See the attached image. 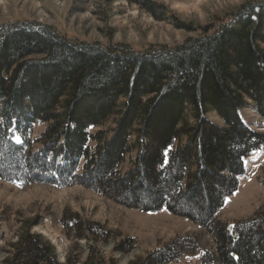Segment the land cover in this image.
I'll return each instance as SVG.
<instances>
[{"label":"trees","instance_id":"16d2710c","mask_svg":"<svg viewBox=\"0 0 264 264\" xmlns=\"http://www.w3.org/2000/svg\"><path fill=\"white\" fill-rule=\"evenodd\" d=\"M132 1L199 35L138 53L71 42L38 24L0 26V179L79 185L128 209L166 210L211 236L218 264H264V214L240 223L217 218L245 160L264 146V134L239 115L251 102L264 119V0L246 1L227 23L197 28L152 0ZM210 112L223 126L208 120ZM36 124L45 129L33 149ZM61 224L79 238L86 229L94 236L77 216ZM179 243L140 264L172 263L186 249ZM124 245L115 250L127 252ZM97 254L93 248L88 264H100ZM12 262L57 264L36 236L20 239Z\"/></svg>","mask_w":264,"mask_h":264},{"label":"rangeland","instance_id":"374dc122","mask_svg":"<svg viewBox=\"0 0 264 264\" xmlns=\"http://www.w3.org/2000/svg\"><path fill=\"white\" fill-rule=\"evenodd\" d=\"M152 1L170 18L197 28L229 22V15L248 0ZM26 23L50 28L71 42L138 53L174 48L199 35L198 31L179 30L170 21H157L129 0H0V26ZM239 115L252 131L264 134V119L251 102ZM206 117L223 126L214 112ZM44 129V125L34 126L33 149L38 148L35 139ZM244 166L238 190L217 215L222 222L240 223L264 214V146L249 155ZM71 215L86 227L90 225L94 236L87 229L80 238L78 229L67 231L61 221ZM102 230L108 232L106 240L99 237ZM32 236L51 248L57 264H88L93 248L100 264H140L148 254L174 240L186 249L170 264H218L211 236L166 210L144 213L128 209L79 185L24 186L0 179V264H13L20 239ZM119 242L125 243L127 252L115 250Z\"/></svg>","mask_w":264,"mask_h":264},{"label":"bare ground","instance_id":"6f19581e","mask_svg":"<svg viewBox=\"0 0 264 264\" xmlns=\"http://www.w3.org/2000/svg\"><path fill=\"white\" fill-rule=\"evenodd\" d=\"M181 10L186 12V9H181Z\"/></svg>","mask_w":264,"mask_h":264}]
</instances>
